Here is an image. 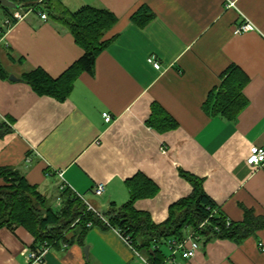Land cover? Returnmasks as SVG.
I'll list each match as a JSON object with an SVG mask.
<instances>
[{"label": "crops", "instance_id": "crops-1", "mask_svg": "<svg viewBox=\"0 0 264 264\" xmlns=\"http://www.w3.org/2000/svg\"><path fill=\"white\" fill-rule=\"evenodd\" d=\"M10 1L17 8H0V167L17 169L50 203L61 170L72 193L97 197L89 202L108 223L96 215L102 222L88 226L83 244L51 246L40 263L27 257L34 243L27 229L1 227L0 264H150L103 215L130 200L133 177L142 194L133 207L155 224L191 193L183 174L201 179L229 220L242 221L246 209L264 215V163L246 162L252 146L264 147V0H51L72 12L106 9L116 19L93 73L78 72L64 99L36 93L23 76L42 69L57 78L83 48L39 0L34 10ZM13 11L26 13L13 19ZM245 20L252 30L234 33ZM231 65L240 71L231 79L245 81L234 119L213 112L208 99ZM98 183L105 191L97 196ZM200 244L186 259L158 244L160 264H264V228L241 241Z\"/></svg>", "mask_w": 264, "mask_h": 264}, {"label": "trees", "instance_id": "trees-1", "mask_svg": "<svg viewBox=\"0 0 264 264\" xmlns=\"http://www.w3.org/2000/svg\"><path fill=\"white\" fill-rule=\"evenodd\" d=\"M37 0H21L24 6L36 9ZM51 17L71 32L75 41L84 52L64 73L52 78L42 69H35L23 76L33 90L40 94H48L64 99L73 86L74 79L80 71L92 74L97 55L105 48L107 42L102 40L103 34L116 21L114 15L106 9L84 6L70 11L51 0L39 2ZM0 8L9 10L0 4ZM135 15V13H134ZM133 15V16H134ZM231 65L224 73L222 87L216 92L210 91L208 99H213L211 109L228 119H234L236 113L245 104L241 93L244 78L234 82L231 77L238 72ZM1 72V71H0ZM240 73V71H239ZM172 127L173 124H165ZM192 186L191 193L174 203L169 210L168 218L160 223H153L147 214L136 211L134 201L142 196L136 189L139 187L137 178L130 179V200L120 207L111 204L109 210L103 212L110 225L118 228L124 236H128L133 246L145 251L150 264H160L162 255L158 244H169V241L182 240L186 229L191 228L206 242L213 238H228L241 241L253 234L257 229L264 228V215H254L252 210H245L244 219L240 222H226V215L220 210L213 199L205 192L202 180L183 174ZM59 190L62 206L55 210L49 199L38 187L31 185L25 176L12 167H0V228L23 226L34 237L31 248L47 242L50 246L83 244L88 222H102L93 211L77 198L70 188ZM203 223L202 226H200ZM74 225L77 233L68 232Z\"/></svg>", "mask_w": 264, "mask_h": 264}, {"label": "built area", "instance_id": "built-area-1", "mask_svg": "<svg viewBox=\"0 0 264 264\" xmlns=\"http://www.w3.org/2000/svg\"><path fill=\"white\" fill-rule=\"evenodd\" d=\"M43 1H47V0H39V2H43ZM226 7H235V2L229 1L226 4ZM25 13L26 12L21 13L19 11H13L12 18L13 19H22L24 17ZM38 14L42 19L47 18V14L45 11H39ZM6 23L10 24L11 23L10 19H7ZM252 28H253L252 24L248 20H245L244 22H242L241 24H239L238 26L235 27L234 33L239 34L242 32L252 30ZM150 62L153 63V66L155 68L158 69L160 67L158 62H154L151 59H150ZM103 117H104L105 122H110L112 119V117L108 113H103ZM246 162L248 165L253 166V167L262 165L264 163V147L252 146L250 148ZM56 174L62 180V182L59 184L60 189H64L66 187L70 188L67 185L66 181L63 179V172L61 170H58V171H56ZM92 191H93L94 195H97V196L101 195L105 191V184L104 183L96 184L93 187ZM73 194L86 205L87 210L93 211L95 213V215H98V217H100L105 223H108V221L101 215V213L99 211H97L91 205V203L84 197V195H82L80 193H76V192H73ZM57 200H58L57 204H60L61 198L58 197ZM226 222L228 224L230 223L229 218L226 219ZM86 225L91 226L92 222H88ZM202 225H203V223L200 226H202ZM116 232L118 233V235H120L122 237V239L129 246L133 247V244L129 240L128 236H124L119 229H116ZM200 239H201L200 235L197 234V232L193 231L191 234L187 235L184 239H182L180 241L174 240V239L170 240L168 245H170L172 248L171 254L174 255L176 253H180L181 257L184 259L193 257L201 246ZM50 247L51 246L47 242H44V243L40 244L39 246H36L34 248L29 249L28 253H27V257L31 262L40 263L44 260V256L49 251Z\"/></svg>", "mask_w": 264, "mask_h": 264}, {"label": "rangeland", "instance_id": "rangeland-1", "mask_svg": "<svg viewBox=\"0 0 264 264\" xmlns=\"http://www.w3.org/2000/svg\"><path fill=\"white\" fill-rule=\"evenodd\" d=\"M52 190H53V188L52 189H50V193L52 192ZM85 198L88 200V201H91V202H93L94 204H95V202H96V200H97V197H95V196H92V195H90V194H87V195H85ZM57 202H58V200L56 199L55 200V202H53L52 203V207L55 209V210H59L58 208H60L61 206H62V202H60V204H57ZM61 205V206H60ZM72 229L68 232V236L71 234V233H77V231H78V228H77V230L76 229H74L75 227H74V225H71L70 226ZM85 246H87V245H85Z\"/></svg>", "mask_w": 264, "mask_h": 264}, {"label": "water", "instance_id": "water-1", "mask_svg": "<svg viewBox=\"0 0 264 264\" xmlns=\"http://www.w3.org/2000/svg\"><path fill=\"white\" fill-rule=\"evenodd\" d=\"M0 4L3 5V6H5V7L17 8V5L14 4L13 2H11L10 0H0ZM10 78H12V77H10ZM83 249L85 251V254H87L88 247L87 246H84Z\"/></svg>", "mask_w": 264, "mask_h": 264}]
</instances>
